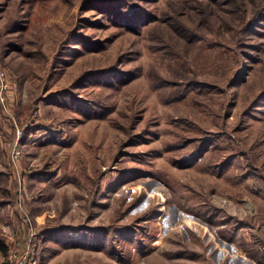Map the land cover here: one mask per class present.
Instances as JSON below:
<instances>
[{
  "label": "rangeland",
  "instance_id": "1",
  "mask_svg": "<svg viewBox=\"0 0 264 264\" xmlns=\"http://www.w3.org/2000/svg\"><path fill=\"white\" fill-rule=\"evenodd\" d=\"M180 2L34 6L0 63V264H264V18L233 52L185 46ZM130 6L146 16L126 23ZM224 10L219 30L244 20Z\"/></svg>",
  "mask_w": 264,
  "mask_h": 264
},
{
  "label": "trees",
  "instance_id": "2",
  "mask_svg": "<svg viewBox=\"0 0 264 264\" xmlns=\"http://www.w3.org/2000/svg\"><path fill=\"white\" fill-rule=\"evenodd\" d=\"M15 1V5L12 3ZM39 3V0H2L0 2V13L9 9H14L13 14L8 18L7 22H4V25L0 27V63L4 66L7 65L4 63V60L9 56V54L13 51L23 52V39L25 38L26 34L28 33L29 28L31 27V17L34 15L33 10L34 6L36 7ZM234 4L236 9L241 11L243 15H245L244 20L240 22V24L236 25L232 22V18L228 17L229 21V29L226 28L225 31L219 30L221 25L217 28V23L222 25L227 23L226 21L222 20L221 14H229L228 11L224 10V7ZM13 5V6H12ZM33 7V8H32ZM28 8V12L27 9ZM177 8L181 11L179 14H173L171 18H173L174 22H176V30L173 29L178 34V39L184 42L185 46L194 44L195 42H201L204 45H211L210 42H213L214 46L218 48H224L228 51L233 52L234 46L237 45V40L234 42V37L240 40L243 43L245 36L247 35L250 26L256 22V20L261 21L264 18V0H181L180 4ZM11 9V10H12ZM188 9H191L194 12V16H189L186 14L190 12ZM208 12V10H210ZM134 12H130L133 11ZM127 7V14H132V16H127L126 23H131L136 17L137 21L141 20L143 16H146V11L142 10L141 8L133 9ZM185 13V19L187 20H180L181 14ZM252 13V17L248 16V13ZM249 17V18H248ZM178 18V19H177ZM235 18V16H234ZM1 15H0V22H1ZM193 22H191V21ZM253 21V23L248 26L242 27L243 24L247 23L246 21ZM29 22V23H28ZM195 24L196 28L192 29L189 24ZM209 27V30L207 28ZM131 28V27H130ZM227 30L232 32V41L230 42L227 40L230 36L227 35ZM191 35V36H188ZM210 35V36H208ZM15 37V38H13ZM227 37V39L225 38ZM215 39V40H214ZM22 45V46H21ZM229 46V48H227ZM15 48V49H14ZM186 48V47H185ZM34 55H38L37 52H28L25 54L27 57H32ZM241 56V53L239 55ZM8 66V65H7ZM178 72L179 80L177 83H182L183 87L186 88L187 83L191 80L187 74V69L185 66V62H181L178 64ZM13 73V72H12ZM18 73V72H17ZM13 73V76L17 79L18 76L22 78V74ZM240 80L239 76L236 78L235 81L232 83V87L236 85ZM199 86L205 87H215L211 84H206L205 82L201 81ZM188 91V90H186ZM182 96L176 98L180 99ZM45 128V127H43ZM31 131H26V134H30Z\"/></svg>",
  "mask_w": 264,
  "mask_h": 264
},
{
  "label": "built area",
  "instance_id": "3",
  "mask_svg": "<svg viewBox=\"0 0 264 264\" xmlns=\"http://www.w3.org/2000/svg\"><path fill=\"white\" fill-rule=\"evenodd\" d=\"M13 89L12 84L8 79V73L0 69V106L3 110H6L10 113L9 109L11 107V101L9 102L8 94L9 90ZM16 127V136L17 139L13 144L8 143L7 147L11 149V157L14 162H17L21 158V151L18 146V139L22 135V132Z\"/></svg>",
  "mask_w": 264,
  "mask_h": 264
}]
</instances>
